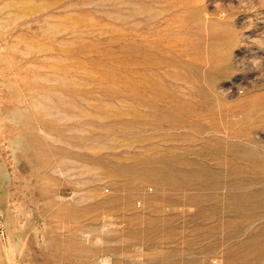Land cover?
Here are the masks:
<instances>
[{
  "label": "rangeland",
  "instance_id": "374dc122",
  "mask_svg": "<svg viewBox=\"0 0 264 264\" xmlns=\"http://www.w3.org/2000/svg\"><path fill=\"white\" fill-rule=\"evenodd\" d=\"M0 264H264V0H0Z\"/></svg>",
  "mask_w": 264,
  "mask_h": 264
}]
</instances>
